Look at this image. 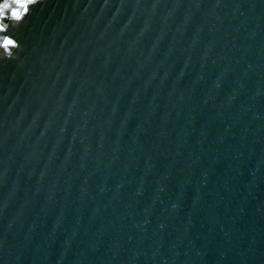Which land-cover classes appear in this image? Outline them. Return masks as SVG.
<instances>
[{"label": "water", "instance_id": "1", "mask_svg": "<svg viewBox=\"0 0 264 264\" xmlns=\"http://www.w3.org/2000/svg\"><path fill=\"white\" fill-rule=\"evenodd\" d=\"M5 23L0 264H264V0Z\"/></svg>", "mask_w": 264, "mask_h": 264}, {"label": "snow or ice", "instance_id": "2", "mask_svg": "<svg viewBox=\"0 0 264 264\" xmlns=\"http://www.w3.org/2000/svg\"><path fill=\"white\" fill-rule=\"evenodd\" d=\"M36 3L37 0H0V47L5 50L19 47L15 39L5 35L8 31L5 22L8 20L22 22Z\"/></svg>", "mask_w": 264, "mask_h": 264}]
</instances>
